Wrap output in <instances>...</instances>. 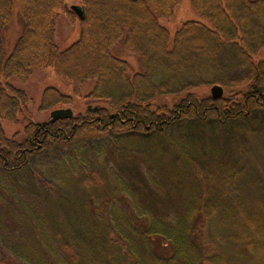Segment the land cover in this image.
Here are the masks:
<instances>
[{"label":"trees","instance_id":"16d2710c","mask_svg":"<svg viewBox=\"0 0 264 264\" xmlns=\"http://www.w3.org/2000/svg\"><path fill=\"white\" fill-rule=\"evenodd\" d=\"M76 1L83 18L0 0V264H264V0H190L205 21L173 38L160 21L181 0ZM62 13L80 34L60 49ZM47 68L75 95L95 80L97 105L32 120L9 79ZM72 101L49 86L41 110Z\"/></svg>","mask_w":264,"mask_h":264},{"label":"rangeland","instance_id":"374dc122","mask_svg":"<svg viewBox=\"0 0 264 264\" xmlns=\"http://www.w3.org/2000/svg\"><path fill=\"white\" fill-rule=\"evenodd\" d=\"M66 1L69 5H74L77 2L76 0ZM192 19L205 21L201 14L192 6L190 0H181L180 3L175 7L172 17L167 20H161L160 23L169 29L171 38H173L180 23L183 20ZM20 32L21 25L17 20H15L14 24L7 30L6 33L7 52H10L12 50L13 44L16 38L19 36ZM79 34V20L76 23H72L65 13L60 14L56 21L55 36V40L59 48L62 49L69 46L79 36ZM120 56L133 64L137 71L140 70L138 59L136 56L127 53H122ZM262 59H264V48L256 55V60ZM9 80L14 85L24 89L28 93V108L31 112V118L34 121H46L50 117V114L47 111L41 110L43 92L45 88L49 86L55 87L62 92L72 94L73 101L70 107L73 109L75 114L84 113L87 109V106L89 105H97V102H90L85 98V95H87L94 89L95 80L86 81L81 87L80 95H75V93L73 92L74 83L72 81L59 77L51 68L35 70L30 78L26 81L20 80L18 77H11ZM197 93L200 95L211 94V87H201L197 90ZM176 100L169 98V102L171 105H173ZM1 123L5 130V133L8 136H13L14 133L19 130V135L17 138L19 140H22L24 138L22 126H16L8 121H1Z\"/></svg>","mask_w":264,"mask_h":264},{"label":"water","instance_id":"95a60500","mask_svg":"<svg viewBox=\"0 0 264 264\" xmlns=\"http://www.w3.org/2000/svg\"><path fill=\"white\" fill-rule=\"evenodd\" d=\"M71 9L75 11L80 18L84 17V9L77 4L71 6ZM211 94L214 98H220L224 94L223 86L215 84L211 87ZM74 115V111L71 107L66 108H57L50 112V117L52 121H55L60 118H71Z\"/></svg>","mask_w":264,"mask_h":264}]
</instances>
